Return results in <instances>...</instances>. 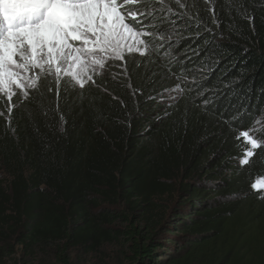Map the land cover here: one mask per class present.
Wrapping results in <instances>:
<instances>
[{"label":"trees","instance_id":"trees-1","mask_svg":"<svg viewBox=\"0 0 264 264\" xmlns=\"http://www.w3.org/2000/svg\"><path fill=\"white\" fill-rule=\"evenodd\" d=\"M181 4L94 84L0 96V264H264V0Z\"/></svg>","mask_w":264,"mask_h":264},{"label":"snow or ice","instance_id":"snow-or-ice-1","mask_svg":"<svg viewBox=\"0 0 264 264\" xmlns=\"http://www.w3.org/2000/svg\"><path fill=\"white\" fill-rule=\"evenodd\" d=\"M175 2L184 7L181 0ZM142 3L144 0H0V94L9 102L16 94L14 88L27 96L28 89H35L46 76H53L57 86L68 77L73 86L82 89L95 83L90 73L103 69L109 59L123 60L125 52L143 55L135 45L147 48L139 37L152 34L136 30L151 15L140 10ZM130 39L135 44H129ZM175 90L182 91L179 84ZM11 110L9 106V114ZM261 119L264 117H255L254 124ZM258 131L264 129L252 127L241 133L251 145L241 165L248 164L253 150L264 145L253 138ZM252 188L264 199V177Z\"/></svg>","mask_w":264,"mask_h":264},{"label":"rangeland","instance_id":"rangeland-1","mask_svg":"<svg viewBox=\"0 0 264 264\" xmlns=\"http://www.w3.org/2000/svg\"><path fill=\"white\" fill-rule=\"evenodd\" d=\"M148 1L150 4H156L158 6V8L156 7H152V8H148V9H140L141 11L145 12L146 14L148 12H151V15L148 16L146 15L145 18L143 19V25L144 27L142 28H136V30L138 31H141V32H145V33H151L152 36L155 35L154 32L152 31L153 29H151L150 27V23H148V20L150 18H154V20L156 19L157 15L158 17L160 16L159 12H156L158 10H164L167 8V4L169 1L171 0H163V3H160L159 0H144V2ZM140 6V5H139ZM140 8V7H139ZM165 12V11H164ZM166 13H168L166 11ZM157 14V15H156ZM161 34H158V36H160ZM151 36V35H150ZM149 37L148 35H145V36H141L139 37V39H143L145 40V42L148 44V40H146V38ZM129 44H135V41L133 40H129L128 41ZM137 47H140L141 48V51L144 53L146 49L149 48V46L147 48H144L143 46L141 45H135ZM126 53V52H125ZM132 53H135V54H140L139 52H132ZM119 68L118 70H121V60L120 59H115V58H112V59H109L105 65V67L103 69H99L97 73H90L92 76H95V75H99L101 74L103 71H105L106 69H111V68ZM14 92L16 91H20L19 89H16L14 88L13 89ZM0 96H4L6 97L5 94H0ZM260 124L258 123V125L256 126V128H260ZM257 133V132H256ZM256 133L255 135H253L252 133H250V135H253V138L255 139V136H256ZM50 257L47 256L45 259L46 263L45 264H49L50 263ZM80 259L82 261H84V264H117L116 260H115V256H114V253H113V248L112 247H105L102 251V253H99L98 255H95V254H92V255H88V256H85V255H80ZM48 262V263H47Z\"/></svg>","mask_w":264,"mask_h":264}]
</instances>
